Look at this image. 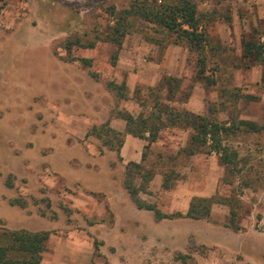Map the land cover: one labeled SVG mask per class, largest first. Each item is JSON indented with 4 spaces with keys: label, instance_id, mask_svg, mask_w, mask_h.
<instances>
[{
    "label": "rangeland",
    "instance_id": "1",
    "mask_svg": "<svg viewBox=\"0 0 264 264\" xmlns=\"http://www.w3.org/2000/svg\"><path fill=\"white\" fill-rule=\"evenodd\" d=\"M132 1L0 0V227L49 231L40 264H264V130L230 138L241 174L227 181L217 155L178 154L189 130L165 129L148 150L145 140L125 135L118 154L84 137L106 121L122 132L116 113H145L139 89L163 77L181 82L175 99L163 92L164 103L218 121L236 114L264 127L262 67L248 66L241 51L244 38L264 41V0H193L200 11L214 12L207 32L219 51L205 72L216 81L211 86L197 77L196 55L155 25L133 22L119 49L102 39L112 25L110 8L118 12ZM75 38L94 46L68 52L65 41ZM108 82H124L126 99ZM232 90L255 100L232 104ZM143 155L153 177L141 200L184 214L194 198L234 196L238 229L222 204H213L206 220L156 221L137 209L123 183L127 163ZM164 173L171 175L169 190ZM9 174L13 188L4 185ZM15 198L27 206L11 205Z\"/></svg>",
    "mask_w": 264,
    "mask_h": 264
},
{
    "label": "trees",
    "instance_id": "2",
    "mask_svg": "<svg viewBox=\"0 0 264 264\" xmlns=\"http://www.w3.org/2000/svg\"><path fill=\"white\" fill-rule=\"evenodd\" d=\"M108 14L112 18V25L108 27L102 38L104 41L116 45L119 49L125 37L133 30V22L142 21L155 25L165 30L172 37L175 45H182L196 55L198 78L205 80L210 86L216 84L214 79L205 75L210 57L215 56V52L219 51L217 46L212 45L211 37L207 32L208 23L214 20V12L200 11L193 0H134L118 12L113 7L110 8ZM224 19L230 25V18L225 16ZM93 46L92 42H83L82 39L75 38L65 41L64 49L69 52L73 47L91 48ZM241 51L242 60L248 66L257 64L262 67L259 86L264 88V41L253 37L244 38ZM114 56L116 59V55ZM115 59L112 62L113 65ZM80 64L83 68H90L92 63L90 59H83ZM180 84L181 82L177 78L163 77L157 86L139 89L140 96L144 98L140 104L143 107H148L145 113L134 116L128 112L118 111L116 117L124 123L122 132L113 129L109 121H106L100 125L92 126L84 137H93L100 142L102 147L118 154L125 135L145 140V149L148 150L165 129L189 130L187 146L181 149L178 154L192 156L201 152L213 153L217 155L219 164L225 169L224 181H227L229 177L240 175L239 155L232 146L230 138L236 136L240 130L260 132L264 130V127L251 121L239 120L236 114H232L226 121H218L213 115H197L164 103L161 98L163 92H166L171 99H175ZM106 87L119 100L126 99L127 87L124 82L119 85L108 82ZM229 98L232 100V104L238 99L255 100L254 97L243 95L237 90L230 91ZM144 160L143 155L140 163H127L126 178L123 183L137 209L151 211L156 221L177 218L206 220L210 217L211 206L222 204L229 207L230 226L235 230L238 229L236 224L238 201L234 196L229 198L216 196L194 198L184 214H166L156 206L141 200L138 196L139 193L145 190L144 185L153 177V172L145 169ZM135 177H140L143 181L140 187L135 184ZM14 181L15 177L9 174L4 179V185L7 188H13ZM245 186H249V183L246 182ZM162 187L165 190L173 187L170 174H163ZM10 204L25 208L27 201L23 198H15L10 201ZM50 234L49 231L9 230L0 227V264H40Z\"/></svg>",
    "mask_w": 264,
    "mask_h": 264
}]
</instances>
